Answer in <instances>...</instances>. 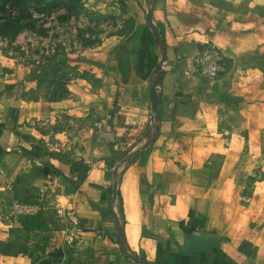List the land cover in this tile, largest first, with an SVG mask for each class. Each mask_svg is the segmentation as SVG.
<instances>
[{
    "label": "crops",
    "instance_id": "1",
    "mask_svg": "<svg viewBox=\"0 0 264 264\" xmlns=\"http://www.w3.org/2000/svg\"><path fill=\"white\" fill-rule=\"evenodd\" d=\"M241 25L240 45L229 42L245 55L251 23ZM227 54L237 70L222 77L232 88L218 79L209 100L182 78L158 99L156 127L152 104L119 110L106 136L69 158L31 156L32 144L1 119L0 102V264H264V76L250 58ZM50 191L74 220L36 213L52 233L42 256L13 206ZM198 238L217 241L185 253Z\"/></svg>",
    "mask_w": 264,
    "mask_h": 264
},
{
    "label": "rangeland",
    "instance_id": "2",
    "mask_svg": "<svg viewBox=\"0 0 264 264\" xmlns=\"http://www.w3.org/2000/svg\"><path fill=\"white\" fill-rule=\"evenodd\" d=\"M244 21L245 55L229 42L240 45ZM261 24L264 0H0L1 119L31 156L69 158L106 136L119 110L150 105L153 89L158 101L183 78L210 100L228 82V50L264 76Z\"/></svg>",
    "mask_w": 264,
    "mask_h": 264
},
{
    "label": "trees",
    "instance_id": "3",
    "mask_svg": "<svg viewBox=\"0 0 264 264\" xmlns=\"http://www.w3.org/2000/svg\"><path fill=\"white\" fill-rule=\"evenodd\" d=\"M148 18H150V14ZM0 130H1V125H0ZM141 152L142 151L139 150L136 151L135 154H140ZM117 194L118 196L120 195L119 191L117 192ZM118 210L119 211L122 210L121 203L118 204ZM19 220L21 222L22 227L29 232V240L31 241L33 249L36 252H39V254H41L42 256H46L47 247L50 244L52 233L45 221V218L40 214H31V215H21ZM121 233H122L121 243L124 247H126L123 228L121 229ZM51 258L56 260V256L53 254Z\"/></svg>",
    "mask_w": 264,
    "mask_h": 264
},
{
    "label": "built area",
    "instance_id": "4",
    "mask_svg": "<svg viewBox=\"0 0 264 264\" xmlns=\"http://www.w3.org/2000/svg\"><path fill=\"white\" fill-rule=\"evenodd\" d=\"M154 120V115L152 114L151 119L149 121V127L154 128L157 124ZM147 149V148H145ZM124 160L121 161V164L126 163V155L123 157ZM14 210L19 215H31L36 214L38 212H43L46 210H52L61 220L68 219L69 221H73L72 213L66 209V207L62 204L60 197L57 195L55 191H50L45 194L42 198L35 202H25V203H15Z\"/></svg>",
    "mask_w": 264,
    "mask_h": 264
},
{
    "label": "water",
    "instance_id": "5",
    "mask_svg": "<svg viewBox=\"0 0 264 264\" xmlns=\"http://www.w3.org/2000/svg\"><path fill=\"white\" fill-rule=\"evenodd\" d=\"M153 31L156 32V29L153 27ZM151 104L153 108V113L157 116V96L155 95V89H153L152 95H151ZM114 173H117V169L114 170ZM113 192L114 195L117 194V183H114L113 185ZM216 238H198L196 240H190L188 241L187 245L183 247V251L185 253H199L202 251H205L212 247L216 243ZM136 260V258H134ZM141 264H148L144 261H139Z\"/></svg>",
    "mask_w": 264,
    "mask_h": 264
}]
</instances>
